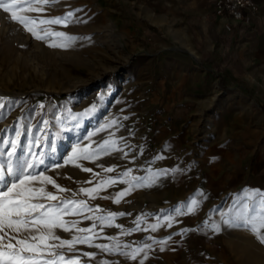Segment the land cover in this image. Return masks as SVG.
<instances>
[{"label":"rangeland","instance_id":"rangeland-1","mask_svg":"<svg viewBox=\"0 0 264 264\" xmlns=\"http://www.w3.org/2000/svg\"><path fill=\"white\" fill-rule=\"evenodd\" d=\"M144 5L142 0H59L43 12L23 13L51 19L72 11L74 16L66 27L40 25L49 32L77 38L71 41L54 35L37 40L18 22L11 21L10 13L0 10V104L4 105L0 108V163H4L6 172L9 142L13 139L18 140L16 154L11 157L13 165L45 159L44 165L27 172L44 171L67 191L36 181L33 187L43 186L58 199L40 197L33 202L57 205L61 200L83 201L84 205H67L75 214L63 219L76 222L74 227L68 225L72 230L57 228L54 232L61 239L92 237L91 246L76 243L72 250L68 246L54 247L51 251L56 255H45L39 258L41 261L137 264L136 259L121 253H132L142 243L146 218L162 215L167 200L161 192L163 164L188 158L200 161L207 157L208 147L223 142L241 150L231 157L234 161L246 160L251 148L256 152L264 149L260 109L255 114V107L246 103L248 98L237 93L223 108L238 113L227 114L224 120L211 118L212 110L230 97L229 88L219 81L221 87L209 92L200 74H191L175 63L199 59L187 53L191 42L185 40V34L171 38L170 27H160L153 11ZM53 43L67 46L50 47ZM92 105L96 106L94 111L78 115ZM112 120L116 124L102 127ZM250 128L252 132L245 131ZM235 130L241 137L227 138L221 132ZM105 140L110 143L102 149ZM53 143L56 152L51 151ZM74 144L87 146L96 156L76 161L80 167L65 164ZM169 148L178 151L174 158L167 153ZM109 167L114 170L105 171ZM107 180L115 182L103 185ZM98 185L103 186L91 196L80 191ZM121 192L125 194L115 202ZM109 213L124 215L110 217ZM78 228L91 231L79 232ZM49 243L56 245L59 241ZM96 245H107L110 250L102 251ZM59 256L65 260L60 261Z\"/></svg>","mask_w":264,"mask_h":264},{"label":"crops","instance_id":"crops-1","mask_svg":"<svg viewBox=\"0 0 264 264\" xmlns=\"http://www.w3.org/2000/svg\"><path fill=\"white\" fill-rule=\"evenodd\" d=\"M142 1L146 9L153 11L160 27H170L171 38L185 34V40L191 42L187 53L199 59L175 63L191 74H200L209 92L221 87L219 81L229 88L230 97L212 110L211 118L224 120L227 114L238 113L223 107L231 104L233 94L241 93L250 100L246 103L255 107V114L260 109L259 121L264 122V0H255L261 12L249 24L217 17L216 0ZM226 23L232 24V31L225 28ZM245 131L252 132V128ZM221 132L227 138L241 137L237 130ZM172 150L169 148L167 153L174 158L178 151ZM240 152L233 143L223 142L208 147L207 157L200 161L188 158L163 164L160 170H169L163 174L161 190L167 200L162 215L144 220L137 264H264V244L248 229L223 223L224 219L240 222L238 217L245 205L251 214L253 200L259 197L250 198L248 194L264 193V149L256 152L251 148L246 160H232ZM193 197L199 201L195 211L188 213L181 207L182 214H177L175 209ZM167 217L172 218L171 222ZM214 224L220 226L218 232Z\"/></svg>","mask_w":264,"mask_h":264},{"label":"snow or ice","instance_id":"snow-or-ice-1","mask_svg":"<svg viewBox=\"0 0 264 264\" xmlns=\"http://www.w3.org/2000/svg\"><path fill=\"white\" fill-rule=\"evenodd\" d=\"M59 0H0V10L4 13H10V20L18 22L26 31L32 34L37 40H45L49 35L56 37H66L69 41L77 39L76 37H69L63 32H49L46 28H40V25L46 24H63L67 26L70 19L74 16L72 11L67 12L64 16H56L51 19H41L39 16L33 17L25 15L23 13L43 12L47 7L55 5ZM76 11H80L77 9ZM20 13V14H18ZM81 22V21H77ZM43 32V35L40 33ZM50 47H66L65 44L57 45L55 43L49 44ZM2 99V98H0ZM3 104H0V108H3ZM43 107V105H41ZM95 105L91 108L85 109L84 112L78 114L85 116L89 112L95 110ZM127 119V117H124ZM47 123V121H45ZM116 124L115 120L105 124L102 127H109L110 125ZM79 126V125H77ZM92 133H89L90 137ZM17 138L20 136V132L16 133ZM87 138V137H85ZM10 150L7 153L9 159L7 160V171L5 172L4 163H0V264H56L54 259H46L41 261L39 258L45 255L55 256L56 254L51 251L54 247L68 246L69 250H72V246L76 243L89 244L91 246V236H74L72 239H61L54 232V229H62L65 232H70L72 229L68 226L71 224L75 226V221H65L63 216L68 214H75L72 212L67 205L80 204L84 205L83 201H71L61 200L59 204L45 205L39 202H33L38 200L40 197L50 201H56L58 197L52 192H48L42 186L40 188L33 187V183L39 181L41 185L51 184L59 191H67L62 189L59 185H56L55 181L44 174V171H40L36 174L28 173V169H33L45 164V159H39L35 164L28 161L22 163L18 161L17 165H13L11 157L16 154L18 147V140L13 139L10 142ZM108 140L104 141V146L108 145ZM114 144V142H112ZM51 151L56 152V146L53 143L51 145ZM3 152H0V156ZM43 156L44 154L41 153ZM96 156L95 152H90L87 146L81 147L79 144H74L71 147V151L67 154L64 159V163H73L74 166L80 167L76 164L78 160H92ZM162 157H157L161 159ZM54 167H61L60 164H55ZM102 167V166H101ZM83 171L91 172L90 168H83ZM114 169L109 167L105 171L112 172ZM169 170H161V174H167ZM172 172L178 171V169L170 170ZM128 173H124L127 175ZM10 177L11 179H7ZM115 181L107 180L103 182V185L114 183ZM103 185H98L94 189H81V192L92 195L97 189ZM125 193H117L115 202H119L118 198L123 196ZM203 196V193H198ZM250 198L259 197L258 200H253L251 207V214H249V208L245 205L244 210L239 214V221L234 222L230 219H224L223 223L228 227H244L248 229L259 241L264 244V193L256 192L249 193ZM107 198V197H105ZM199 201L193 197L190 201L182 206H178L175 211L177 214L181 213V207L187 209L188 213L194 212ZM116 215H124V213H109L110 217ZM166 219L171 222V217ZM155 225L153 230H155ZM213 229L215 231L220 230V226L214 224ZM79 232H90L91 229L78 228ZM184 232L189 231L188 229L183 230ZM27 233V235H24ZM168 240L171 237L167 238ZM51 240L59 241V244L53 245L49 243ZM167 241H160V243H166ZM102 251H109L107 245H96ZM147 247V245H146ZM163 250V248L161 249ZM142 251V249H136L132 253H121L122 255L128 256L131 259H136V253ZM84 256L91 257L92 253H83ZM60 261H64V256H59ZM67 264H79L78 259H69ZM106 264V262H105ZM143 264V261L140 262Z\"/></svg>","mask_w":264,"mask_h":264},{"label":"built area","instance_id":"built-area-1","mask_svg":"<svg viewBox=\"0 0 264 264\" xmlns=\"http://www.w3.org/2000/svg\"><path fill=\"white\" fill-rule=\"evenodd\" d=\"M261 12L260 5L255 0H216L214 13L217 17L229 18L234 22L249 24L252 18ZM228 31L233 30L230 23H226Z\"/></svg>","mask_w":264,"mask_h":264}]
</instances>
